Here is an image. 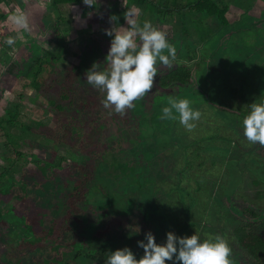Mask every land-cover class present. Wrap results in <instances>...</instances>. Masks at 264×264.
<instances>
[{
  "label": "trees",
  "instance_id": "1",
  "mask_svg": "<svg viewBox=\"0 0 264 264\" xmlns=\"http://www.w3.org/2000/svg\"><path fill=\"white\" fill-rule=\"evenodd\" d=\"M7 1L20 4L23 0ZM78 1L81 0L49 1L46 7V15L42 19L43 30H41V34L44 35L49 30L56 33L54 35L55 42L51 43L53 49L51 51L42 50L37 45V54H34V60L31 62L28 71L22 76V79L26 81L23 87L30 88L40 98L46 100L47 104L43 107L52 114L53 127L42 123H37L36 127L22 123L17 119L19 117L18 108L5 109L6 117H0V135L4 139V142L0 144V163L3 164L0 166V243L8 240L13 244L14 237L11 234L14 229L19 228L21 231L20 238L14 242L18 244L15 249L19 250V259L12 254L8 261L7 258L5 259L6 264H72V261L75 264H104L110 251L131 244L134 245L136 252L140 251L143 255V249L137 247L136 241L143 239L144 233L147 231L152 233L155 231L156 242L161 243L162 238H158L157 230L152 224L147 223L149 217L147 218L145 213L141 212L140 205L143 203V198L150 195L147 206L156 209L159 208V203L164 196L169 197L168 191H165L163 186L166 178L160 163L165 161L167 154L163 153L161 149H156L155 152L152 151L149 154V156H154L150 162L144 159L143 154L139 155L138 153H134L132 160L120 161L115 155L107 158L108 153L102 154V151L99 150L102 148L108 152L111 149V145L101 135L105 127L104 121L107 119V115H101L100 112L101 108H104L101 104L104 93L98 92L97 88L89 85L84 73L93 62L96 63V70L98 71L108 68L105 55L109 46L101 45V41H99L103 40L106 34L99 33L98 37V34L86 29L77 31L75 33L77 40L74 41L75 51L84 60L63 64L62 60L67 53L66 39L72 33V29L68 26L70 21L67 20L64 9ZM5 2L6 0H0V23L7 27L4 8L1 6V3ZM254 2L255 0H233L229 2H223V0H163V3L160 4L156 0H127V9L137 7L139 11L144 13V18L149 16V21L153 25L164 24L167 19L175 21L176 37L178 38L172 39V42L180 50L183 45L188 50L191 49L190 39L193 38V32L202 43H205L217 33L232 29L230 34L233 32L239 34L242 29L245 36L240 40L245 43L244 49L256 51L258 56V59L252 62L251 67L259 70L260 60L264 59V13L261 12L262 15L255 18L257 19L256 22L252 17L249 19L245 17L248 24L246 26H244L243 20H235L233 23L227 17L231 4L234 8L241 9L243 15H246L253 7ZM115 7L117 6L115 5ZM184 9H189L190 12H184ZM121 13L125 14V11ZM50 15H54L55 18L49 20ZM125 15L128 16V14ZM181 17L183 18L181 19ZM240 22L243 23L242 26L239 25ZM254 26H257L254 28L256 30L253 29ZM105 38L111 40L110 36ZM109 39L107 42L110 41ZM192 44L194 45V42ZM32 47L33 43L30 42L29 53H26L30 54V57L33 53ZM215 55L209 65L213 73H208V77L213 76L216 72H221L223 67L228 64L225 56L232 57L233 67L231 68L233 71H239L240 68L244 69L245 73L242 75V80L254 86L256 89L255 98L259 96L258 101L264 99V94L261 93L263 88L259 87V81L252 83L248 80L246 70L249 63L246 61V64H242L241 60L245 62L242 54L221 53L219 50L216 51ZM183 58L184 56L176 51V58L170 66L157 62V76L152 88L154 91L162 92L157 97H165L169 101V99H177L178 94L167 93L166 91L176 87L192 86L193 97H186V99L191 101V107L200 111L201 108L197 100H205L209 97L208 91L206 93L198 84L200 64H195L194 67L197 69L195 71L196 69L190 67ZM260 71L264 77V67ZM209 82L211 81L209 80ZM241 87L247 88L246 84L241 85ZM230 92L232 99L236 102L244 100L251 102L250 97L244 98L241 92H237V96L234 90L231 89ZM84 97H86L85 100ZM206 102L208 103V101ZM144 108L143 104V111L138 109L139 114H137L134 105L132 108H126L120 115L113 112L111 108L105 109L114 113L115 115L112 117L116 116V118L126 117L125 115L131 113L132 122L136 126L140 124V129L144 128L142 126L149 128L148 122H151L152 126H150L154 128L155 125L152 122L156 119L154 116L151 118L147 116ZM202 112L204 113V110ZM202 112L200 111V113ZM139 117L141 118L140 123ZM92 131L98 133L94 135V139L90 135ZM140 134L143 148L138 149L139 147H137L136 149L144 152L147 141L144 139V134ZM216 138L219 140L220 136L214 134L194 141L193 144L196 143V149L186 157V170L195 168V163L198 161L200 166L204 165L203 156L199 152L207 143L216 142L214 141ZM201 142H204L205 145L202 146ZM21 145H28L30 149L38 151L35 158L33 156L30 158L31 168L26 167L25 163L28 160L17 149ZM59 148L68 150L70 154L79 151L81 155L69 164H64V159H60L56 163V152ZM93 154L98 157H94ZM225 158L226 156L222 155L221 159ZM159 160L160 162H158ZM4 164L7 165L4 166ZM212 164L215 165L216 162L212 161ZM108 167H111L114 172L103 169ZM154 169L156 172H152ZM62 172H66L65 176L61 174ZM108 173L110 176L106 175ZM109 177L118 181V186ZM55 179L59 182L58 185L53 183ZM106 181L114 182V186L107 184ZM215 184L216 182L212 183V186L215 187ZM160 189H163L164 192ZM88 192L101 197L103 203L97 205V209L102 210L106 206L107 213L103 214L105 218L102 216L99 218L100 216L97 214V217L92 219L94 220L92 221L94 227L92 226L91 230L95 231L91 233L90 237H85L79 235L78 230L82 226L77 222L75 223V220L77 215L82 212L79 203L81 204L90 196L87 195ZM59 195L63 196L64 203L58 204L56 202L53 208L49 205L48 197L56 198ZM188 195L191 196V194ZM256 195L262 194L258 191ZM185 197L174 196L173 200L175 202L183 200L187 203L188 196ZM191 201L194 203L195 198L193 200L191 198ZM176 205L177 208L180 207L179 203ZM169 209L171 207H167L168 211ZM150 213L152 221L156 222L158 216L154 211ZM242 216L244 223L234 228L233 237L239 248L245 250L259 264H264V238L256 235L253 231V219L257 217V214L246 206ZM160 220L159 223L162 221ZM105 224L111 226L108 228ZM191 224L194 225L187 221L186 226L190 227ZM114 226L121 230L117 236L113 231ZM160 226L162 229H159V232L165 233L167 227ZM88 228L90 229V227ZM96 228L100 229L102 234L99 230L96 231ZM4 229H6V235L2 236ZM129 229L131 232L127 231ZM128 234H132V237L127 243L123 238H126ZM66 247H69V252H58V249ZM0 264L2 263L0 262ZM168 264L171 262L169 261Z\"/></svg>",
  "mask_w": 264,
  "mask_h": 264
},
{
  "label": "rangeland",
  "instance_id": "2",
  "mask_svg": "<svg viewBox=\"0 0 264 264\" xmlns=\"http://www.w3.org/2000/svg\"><path fill=\"white\" fill-rule=\"evenodd\" d=\"M49 1L50 0H23L20 4H15L14 2L10 3L6 0L5 3H1V6L4 8L3 12L8 26L4 27V25L0 23V117H6L4 112L5 109L18 108L19 117L17 119L33 127H36L37 123L52 127L54 125L52 114L43 107V105L47 104L46 100L40 98L38 94L30 88L23 87L26 81L22 79L23 74L28 71L31 62L34 60V54H37V45L42 50L51 51V49H53L51 43L55 42L54 35H56V33L49 30L46 34H41V30H43L42 19L46 15V7ZM156 1L160 4L163 3V0ZM224 1L229 2L233 0H223V2ZM93 3L94 6H87L84 5L81 0L64 9V11H66L65 16L67 20L70 21L68 26L72 29L71 35L66 39L67 53L64 60H62L65 65L67 62L77 63L81 62L82 59L84 60V58L79 57L78 52L75 51L74 41L77 40L75 36L77 31L86 29L98 34V37L99 33H105V29L114 27L116 31H122L123 29L121 26H127L126 20L128 16L125 15L128 14L127 12L134 13L135 19L141 25L143 21H149V16H145L146 18H144V13L139 11L137 7L134 9H127V0H93ZM115 5L117 7H115ZM232 5L233 4H231V6ZM231 6L227 12L228 19L233 23L235 20H243L244 26L248 25L245 17L248 19L249 17L255 19L262 15L261 12L264 13V0H255L253 7L246 15H243L244 13H242L241 9H236ZM123 11H125V14L121 13ZM19 12H23L27 15L29 22L28 32L17 28L9 20L10 15ZM184 12L190 11L187 9ZM112 15L117 16L118 20L111 21L110 17ZM53 18H55L54 15L49 16V20ZM182 18L183 17H181V19ZM256 21L257 19H255V22ZM174 22L175 21L167 19L164 24L158 23L154 24V26L165 32L168 41L175 47L172 39L178 37H176ZM243 23L240 22L239 25L242 26ZM256 27L254 26L253 29ZM230 31L233 30L230 29ZM230 31L217 33V35H214L210 40H206L205 43H202L199 38L196 37L195 32H193V38L190 39V50H188L185 45L182 46L181 50L178 46L175 47L176 51H179L180 55L184 56L183 59L185 62L189 63L190 67L194 70L196 69V67H194L195 64H200L198 84L201 89L206 93L208 91L209 94V97L205 98V100H197L201 108L200 111L202 112L204 110V113L202 112L200 118L195 121V128L189 131L179 123L178 119H161V109L165 106H169L170 99L167 101L165 97H157L161 95L162 92H158L157 90L154 91V88H152L143 98H138L134 105L137 112L138 109L143 111L142 107L144 104V112L146 115L150 118L154 116L156 119L152 122L155 125H153L154 128L151 127V122H148L147 126H149V128L142 126L144 128L140 129V124L136 126L134 122H132L131 113L125 115L126 117L121 116L116 118V116L112 117L115 115L114 113L111 111L108 112L105 108H101V115H107V119L104 121L105 127L101 135L103 136L102 138L105 137L104 139H106V142L111 145V149H109L108 152L102 148H99V150L102 151V154L108 153L107 158L115 155L120 161L125 159L132 160L134 158V153H138L139 155L143 154L144 159L150 162L154 156H149V154H151L152 151L155 152L156 149H161L163 153L167 154L165 161L160 162L159 160L158 162L161 163V167H163L162 170L165 172L166 179L163 182V186L166 189L165 191H168L167 195H169V197L167 198V196H164L163 200L159 203V208L156 209L147 206V202L150 201V195H148L149 198H143V203L140 205L141 212L145 213L147 218L149 217L147 223L152 224L157 230V233H159L157 237L162 238L161 243L164 241L165 233L168 231H173L177 235H191L196 232L202 239L209 235H221L228 240L232 249L231 260L233 264H259L257 261L253 260L245 250L238 247L233 237L234 228L244 223L242 220V212L244 207L248 206L257 214V217L253 219V231L256 235L264 238V145L248 142L244 138L242 131V118L248 113L249 106L252 102H259V96L255 98L256 89L254 86L242 80V75L245 73L244 69L242 70L240 68L239 71H233L231 68L233 67L232 57L225 56L228 64L223 67L222 73L216 72L211 77L207 75L208 73H213L209 65L215 58L216 51L220 50L221 53L235 52L242 54L245 59V62L241 60L242 64H246V61L249 63V65L247 64L248 68L246 70V72H248V80L252 83L258 80L260 83L259 87L263 88L261 92L263 95L264 83L262 82H264V77L260 70L264 67V59L262 58V60H260L259 70L252 68V62L258 59L256 51L244 49L245 43L240 40V38L245 36L242 29L239 34L235 32L230 34ZM8 36L15 37L14 44L11 46L4 43ZM106 36L108 35H105V37ZM105 37H103V40L99 41H101V45L109 46L110 41L107 42L109 38ZM30 42L33 43V53L31 57L30 54H26L29 53L28 47ZM192 42H194V45ZM195 71H197V69ZM209 80L211 82H209ZM245 84L247 87L246 89L241 87V85ZM231 89L235 91L236 96L238 95L237 92H241L244 98L250 97L251 102H246L245 100L236 102L232 99ZM96 90L101 92L98 89ZM97 91L96 94L98 93ZM166 92L178 94L177 99H179V96L180 98H189L194 94L192 86L189 85L186 88L176 87ZM85 98L86 97H84V100ZM206 101H208V103ZM120 114L122 113H119V115ZM137 114L139 113L137 112ZM140 120L141 118L139 117V123ZM140 133L144 134V139L147 141L144 152H140L136 149L137 147H139L138 149L143 148L141 145L142 138L140 137ZM97 134L98 133L92 131L90 135L94 139V135ZM214 134L220 136V139L217 140L218 137L214 140L216 142L211 141L206 145L204 142H201L202 146L203 144L205 146L200 152L198 151L199 154L203 156L204 165L200 166L198 161L195 163V168L186 170V157L191 155L196 149V143L195 145L193 144L194 141L201 140V138ZM155 135H157V137H155ZM3 142L4 139H2L1 136L0 144ZM222 147H224V149H222ZM169 148L170 150H168ZM17 149L23 153L28 160L25 163L26 167L31 168L32 163L30 158H32V156L35 158L38 151L30 149L28 145H21ZM95 154H93V156ZM79 155H81L79 151H74L70 154L68 150L59 148L56 152L55 162L57 163L60 159H64L63 163L69 164L75 158L78 159ZM96 155L94 157H98ZM222 155H225L228 159H221ZM212 161H215L216 164L213 165ZM236 163L238 164L236 165ZM6 165L7 164H4V166ZM0 166H3V164L0 163ZM103 169L108 172H114L111 167ZM152 172H156V170L154 169ZM61 174L65 176L66 172H62ZM106 175L110 176L109 173ZM198 175L199 177H197ZM109 179L113 180L116 186H118V181L111 179V177H109ZM114 182L106 181L107 184H113V186ZM214 182H216L214 185L215 187L212 186ZM53 183H56V185L59 184L56 179ZM161 191L164 192L163 189ZM258 191L262 195L257 196L256 193ZM188 194H191L193 197ZM87 195L90 196L81 204L79 203L82 212L77 215L78 217L75 223L77 222V224L82 226L78 230V232L81 233H79V235L90 237L91 233L95 231L91 230L94 224L92 223V221H94L92 219L96 218L97 214H99V218H102L103 214L107 213V211L105 210L106 206L102 210L97 209V205L103 203L101 202V197L99 198L98 195L90 194V192H88ZM92 195H94V197H92ZM174 196H178V198L181 196H188L187 203L183 200L175 202L173 200ZM191 198L192 200L195 198L194 203L191 201ZM48 200L49 205L53 208L56 202L58 204L64 203L62 195L56 198L49 196ZM176 203H179L180 207L177 208ZM167 207H171V209L168 211ZM152 211L158 216L156 222L152 221V215L150 213ZM159 220L161 223H159ZM187 221L194 225L191 224L192 226L187 227ZM160 225L167 227L165 233L159 232V229H162ZM105 226L109 228L111 225L105 224ZM88 227H90V229ZM98 230L102 234V231L96 228V231ZM113 231L116 233L115 236L121 233L120 228L115 226L113 227ZM127 231L131 232L130 229ZM20 234L21 231L19 228H15L11 234V236L14 237V242L18 241ZM153 234H156L155 231ZM4 235H6V229H4L2 236ZM131 237L132 234H128L126 238L123 239L128 243ZM14 242L12 244L6 240L2 244L0 243V262L2 264H6L5 259L7 258L8 261L12 254L19 259V250L15 249L18 244ZM128 247L131 248L137 259L142 256L140 251H135L134 245L131 244ZM61 251L69 252L70 249L69 247L58 249V252ZM72 264L75 263L72 261ZM166 264H168V262H166ZM177 264H179V262H177Z\"/></svg>",
  "mask_w": 264,
  "mask_h": 264
},
{
  "label": "clouds",
  "instance_id": "3",
  "mask_svg": "<svg viewBox=\"0 0 264 264\" xmlns=\"http://www.w3.org/2000/svg\"><path fill=\"white\" fill-rule=\"evenodd\" d=\"M87 6H94L93 0H82ZM9 20L19 29L29 31L27 15L19 12L9 16ZM111 21L118 17L112 15ZM127 26L122 31L105 29L111 37L105 55L108 68L96 70V63L84 73L85 79L93 88L104 93L101 104L116 113L134 107V101L151 91L157 76V62L171 65L176 58V48L168 41L167 34L157 29L150 21L142 25L135 14L128 13ZM138 37V41H137ZM15 37L8 36L4 43L13 45ZM161 119L179 120L187 130L195 128L201 113L191 107L186 98L172 99L169 106L161 109ZM243 136L250 143L264 145V99L252 102L248 113L242 118ZM143 249L137 259L130 247L124 246L110 251L104 264H233L232 249L228 240L221 235L201 238L196 232L191 235H177L173 231L165 233L162 243L156 242L151 231L144 233L143 239L136 241Z\"/></svg>",
  "mask_w": 264,
  "mask_h": 264
}]
</instances>
